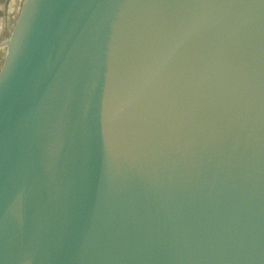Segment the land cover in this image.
Returning a JSON list of instances; mask_svg holds the SVG:
<instances>
[{"label":"water","instance_id":"95a60500","mask_svg":"<svg viewBox=\"0 0 264 264\" xmlns=\"http://www.w3.org/2000/svg\"><path fill=\"white\" fill-rule=\"evenodd\" d=\"M0 44V264H264V0H20Z\"/></svg>","mask_w":264,"mask_h":264},{"label":"crops","instance_id":"0c3cea01","mask_svg":"<svg viewBox=\"0 0 264 264\" xmlns=\"http://www.w3.org/2000/svg\"><path fill=\"white\" fill-rule=\"evenodd\" d=\"M20 0H0V41L10 31ZM6 48L0 44V65Z\"/></svg>","mask_w":264,"mask_h":264}]
</instances>
